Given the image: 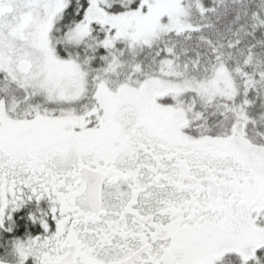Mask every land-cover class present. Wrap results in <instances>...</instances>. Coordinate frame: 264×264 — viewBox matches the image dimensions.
I'll return each instance as SVG.
<instances>
[{
    "label": "snow or ice",
    "instance_id": "obj_1",
    "mask_svg": "<svg viewBox=\"0 0 264 264\" xmlns=\"http://www.w3.org/2000/svg\"><path fill=\"white\" fill-rule=\"evenodd\" d=\"M0 264H264V0H0Z\"/></svg>",
    "mask_w": 264,
    "mask_h": 264
}]
</instances>
